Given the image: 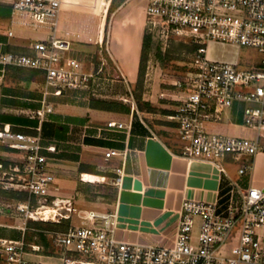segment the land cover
I'll return each instance as SVG.
<instances>
[{"label":"crops","instance_id":"crops-1","mask_svg":"<svg viewBox=\"0 0 264 264\" xmlns=\"http://www.w3.org/2000/svg\"><path fill=\"white\" fill-rule=\"evenodd\" d=\"M101 1L63 0L54 30L51 23L33 25L29 18L13 15L11 0H0V52L32 55L33 43L54 36L71 42L65 58L77 59L81 71L97 76L89 88H69L56 94L51 87L45 94L41 71L0 63V130L8 127L40 134L42 153L55 177L50 197H58L61 202L70 199L77 208L68 219L71 224H87L90 210L116 213L115 234L119 240L170 246L185 199L216 202L230 188V179L243 189L264 187V153L254 158L253 169L244 175L238 172L242 161L224 162L225 168L226 164L237 165L231 175L227 169L225 174L211 163L181 156L177 123L169 117L179 104L174 84L178 78L163 77L162 68L158 72L151 58L152 46L143 98L138 102L134 95L143 39L149 32V0H124L116 8L108 0L105 5L102 2L103 9ZM166 47L161 49L165 51ZM244 48L211 42L207 55L212 60L241 65ZM254 55L251 60L244 59L247 67L260 59L257 52ZM143 102H149L155 110H149ZM46 103L52 111L38 116ZM243 107V103H235L224 122L211 128L228 135L239 132ZM111 121L125 127H108ZM112 149L119 153L107 157ZM0 161L20 163L22 155L0 142ZM2 172L0 169L1 188L7 180ZM136 180L141 182L140 189L135 187ZM33 222L13 212L0 214V240L24 242L25 264H64L59 247L49 253L33 250V245L40 246L33 236L39 231ZM238 243L235 228L221 252L231 255ZM0 264H6L1 246Z\"/></svg>","mask_w":264,"mask_h":264},{"label":"built area","instance_id":"built-area-1","mask_svg":"<svg viewBox=\"0 0 264 264\" xmlns=\"http://www.w3.org/2000/svg\"><path fill=\"white\" fill-rule=\"evenodd\" d=\"M63 0H11L12 13L33 25L51 23L57 28ZM146 16L151 34L199 45L194 70L176 79L179 104L171 120L177 123L180 155L215 165L227 174L224 162H240L244 175L254 158L264 153V0H149ZM12 34V32H10ZM211 42L235 44L256 51L260 59L249 67L212 60ZM32 55L0 52V63L37 69L45 76V94H62L69 88H89L96 75L81 71V63L65 58L71 42L57 39L31 45ZM243 103V125L258 132L255 139L224 134L211 127L224 122L235 103ZM50 104L36 114L51 112ZM124 128V123L108 122ZM0 142L22 155L20 163L3 169V188L25 191L24 200H0V214L13 212L26 220L60 223L77 208L68 199H51L55 177L42 153L41 136L0 130ZM54 149V147H49ZM119 152L109 150L107 157ZM120 181V179H118ZM230 188L216 202L185 199L172 245L122 241L116 237V213L90 210L88 223L70 224L66 230H44L52 244L64 251V264H264V187ZM199 219V225L197 224ZM199 227L196 237L194 231ZM238 228L239 243L231 255L221 252L230 232ZM6 264H25V243L0 240ZM39 250L40 246H32Z\"/></svg>","mask_w":264,"mask_h":264},{"label":"trees","instance_id":"trees-1","mask_svg":"<svg viewBox=\"0 0 264 264\" xmlns=\"http://www.w3.org/2000/svg\"><path fill=\"white\" fill-rule=\"evenodd\" d=\"M152 35L150 33L145 34L143 39V46H142V53H141V59H140V67H139V77L136 84V88L134 91V95L138 102H140L143 98V92H144V84H145V75H146V69L147 65L150 59V51L152 46ZM199 45L196 43H193L191 41H183V40H176L171 39L165 51L160 53V57L164 61H171V60H183V56L185 54H191L193 57L198 49ZM170 78H179L177 75H166ZM185 76H180L179 79H184ZM143 105H146L149 110H155L154 107L151 106L149 102H143ZM3 162L4 165L8 166L7 161H0ZM0 194L5 195L7 199L10 200H24L27 198L28 193L25 191H19V190H6V189H0ZM9 201V200H8ZM35 224V227L39 230L33 233V236H35V241L40 244V250L44 253H49L55 251L53 250L54 245L52 244L49 236L44 232V230H66L70 226V220L65 219L61 221L60 223H54V222H43V221H37L33 222ZM40 223L43 225H47L48 228L40 227Z\"/></svg>","mask_w":264,"mask_h":264},{"label":"rangeland","instance_id":"rangeland-1","mask_svg":"<svg viewBox=\"0 0 264 264\" xmlns=\"http://www.w3.org/2000/svg\"><path fill=\"white\" fill-rule=\"evenodd\" d=\"M107 1L108 0H102L100 2L101 3V9L104 8L103 3L105 5L107 3ZM112 1H113L112 4L114 5V6H112V8H116V6L120 5L124 0H112ZM142 7H143V4H141V8ZM147 22H148V19H147ZM147 30L149 31L148 28H147ZM147 33H150V32H147ZM151 35L153 38L151 58H152L153 62L155 63V66L159 67L158 72L162 68L163 77L171 74V75H177L180 78V76H185L194 70V57L191 54H185L183 56L184 57L183 60H171V61H164L163 62V59L159 55L161 52L164 51V49H161V47H165V42L162 40L163 38H161L160 35H157V34H151ZM171 39H175V38H170L169 41ZM255 53L256 52H254L253 50H250V48H244L243 57H244V59L246 58L247 60H251L255 57V55H254ZM244 59L241 63V66L247 67L246 66L247 64L245 63L247 61H244ZM238 128H239V132H238V130H236L235 133L232 132L231 133L232 136H234L233 134H236V136H238V137H248V138H252V139H255L257 137L258 132L251 129V128H248L244 125L240 126ZM226 169L231 175H233L237 170V165L226 164ZM0 189H1V187H0ZM2 189H5V188H2ZM11 189L12 188H9L6 190H11ZM12 190H14V189H12ZM0 200L8 201L10 199H7V197L5 195L0 194ZM40 227L48 228V226L46 224L42 225L41 223H40ZM51 248H53V250H54L55 246L51 247ZM62 252L64 253V251H62Z\"/></svg>","mask_w":264,"mask_h":264},{"label":"water","instance_id":"water-1","mask_svg":"<svg viewBox=\"0 0 264 264\" xmlns=\"http://www.w3.org/2000/svg\"><path fill=\"white\" fill-rule=\"evenodd\" d=\"M135 187L138 188V189H140L141 188V182L138 181V180H136Z\"/></svg>","mask_w":264,"mask_h":264},{"label":"bare ground","instance_id":"bare-ground-1","mask_svg":"<svg viewBox=\"0 0 264 264\" xmlns=\"http://www.w3.org/2000/svg\"><path fill=\"white\" fill-rule=\"evenodd\" d=\"M85 178L93 179L95 177L94 176H91V175H85Z\"/></svg>","mask_w":264,"mask_h":264}]
</instances>
